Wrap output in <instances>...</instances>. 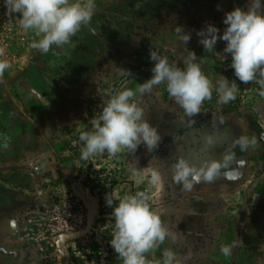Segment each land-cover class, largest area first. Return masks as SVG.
<instances>
[{
    "label": "rangeland",
    "instance_id": "obj_1",
    "mask_svg": "<svg viewBox=\"0 0 264 264\" xmlns=\"http://www.w3.org/2000/svg\"><path fill=\"white\" fill-rule=\"evenodd\" d=\"M248 4L249 0H95L89 25L82 26L68 44L53 45L42 54L31 47L40 39L35 30L22 29L19 17L7 14L0 0V60L9 64L0 76V229L4 230L0 247L21 248L0 249V264H123L110 246L115 220L105 197L109 194L115 207L137 192L148 195L151 209L171 233L146 254L150 264H163L168 249L175 253L174 264H264L261 91L243 84L238 111L224 113L218 96L203 102L194 117L169 96L166 84L151 92L138 91L152 76L150 49L181 69L194 51L195 62L215 87L226 77L222 71L232 69L231 55L224 53L222 40L206 52L197 32L212 24L222 35L225 14L235 7L246 11ZM177 26L191 34L186 45ZM233 77H226L229 84ZM126 89L136 92L130 102L143 109V118L158 129V147L149 152L141 144L135 152L124 149L115 156L105 152L82 160L79 136L91 130L92 117L100 114L108 98ZM188 134L215 135L203 152L192 151L189 162L197 166L222 161L241 135L255 137L257 143L245 152L234 149L235 178L221 176L194 185L191 191H182L173 174L159 173L153 183V172L169 165L160 150L170 139ZM64 204L81 205L85 218L55 237L54 255L46 259L35 249L41 240L30 222L31 216L36 218L31 212ZM222 245H234L230 255L220 252Z\"/></svg>",
    "mask_w": 264,
    "mask_h": 264
},
{
    "label": "clouds",
    "instance_id": "obj_2",
    "mask_svg": "<svg viewBox=\"0 0 264 264\" xmlns=\"http://www.w3.org/2000/svg\"><path fill=\"white\" fill-rule=\"evenodd\" d=\"M4 6L7 14L19 17L22 29L35 30L40 39L34 41L31 47L46 54L53 45L62 47L68 44L82 26L89 25L94 15L95 0H4ZM223 23L226 27L222 35L212 24L197 32L199 43L206 52L213 51L218 40H222L226 42L224 53L231 55L236 79L231 84L226 77L217 82L215 91L220 102L229 103L236 99L239 92L236 80L242 84L256 82L262 89L260 95L264 96V3L262 0H249L246 11L235 7L225 14ZM176 31L183 32L181 39L186 45L191 34L185 33L180 26ZM196 58V53L190 51L184 61L186 67L181 69L150 49L149 59L154 62L152 76L140 85L138 91L151 92L154 86L166 84L169 96L187 116L198 115L203 102L211 99L214 85L202 72L200 64L195 62ZM8 67L7 61L0 60V76ZM135 95L136 92L131 89L118 91L108 98L100 114L92 117L91 130L79 136L83 144L82 160L89 161L90 157L105 152L115 156L124 149L135 152L141 144L149 152L158 147L161 135L143 118V109L130 102ZM206 143H214L213 137H206ZM256 143L255 137L241 135L225 151L222 161H205L200 166L178 157L172 164L173 181L181 186L182 191H191L194 185L212 183L221 176L235 178L237 171L231 167L236 159L234 149L239 147L241 152H245ZM158 179L159 174L153 172V183ZM105 199L106 205L112 208L111 215L115 220L110 240L114 253L123 264H150L146 254L163 243L171 233L151 209L148 195L137 192L125 196L115 207L109 194ZM233 246L222 245L220 252L230 255ZM175 260V253L165 250L163 264H174Z\"/></svg>",
    "mask_w": 264,
    "mask_h": 264
},
{
    "label": "built area",
    "instance_id": "obj_3",
    "mask_svg": "<svg viewBox=\"0 0 264 264\" xmlns=\"http://www.w3.org/2000/svg\"><path fill=\"white\" fill-rule=\"evenodd\" d=\"M33 211L36 218L31 216L33 229L40 236L41 242L35 247L36 251L48 259L54 255L56 248L55 237L62 231L78 227L85 218L84 209L76 204L54 206L53 209ZM61 212V213H60Z\"/></svg>",
    "mask_w": 264,
    "mask_h": 264
},
{
    "label": "crops",
    "instance_id": "obj_4",
    "mask_svg": "<svg viewBox=\"0 0 264 264\" xmlns=\"http://www.w3.org/2000/svg\"><path fill=\"white\" fill-rule=\"evenodd\" d=\"M206 134H199L196 136H192L190 134L183 135L182 137H179L177 139H170L166 145L163 146V148L160 150V154L166 158V161H168L169 165L166 166V169L164 168L160 169V172L157 171V173H161L162 176L164 174L171 175L172 172V164L176 161L178 157H183L186 160H190V157H192V151H198L203 152L206 146ZM209 137V136H208ZM213 137V140L215 141V135H211ZM213 147V145H212ZM175 160V161H174ZM173 199V197H172ZM175 201V200H173ZM178 201H188L186 199H179ZM4 230L0 229V232L2 233ZM8 247L12 251H21L20 246L17 244L14 245H3L0 247V249H4Z\"/></svg>",
    "mask_w": 264,
    "mask_h": 264
},
{
    "label": "trees",
    "instance_id": "obj_5",
    "mask_svg": "<svg viewBox=\"0 0 264 264\" xmlns=\"http://www.w3.org/2000/svg\"><path fill=\"white\" fill-rule=\"evenodd\" d=\"M222 73L226 77H230L231 74L234 75V70L231 69V70H228V71H222ZM233 78L236 79L235 76ZM236 83L239 84V92L237 93V96H236L235 100H233V101H231L229 103H222V107H223V112L224 113H232V112H236V111L239 110L240 103H241V95H242V92H243V90H242L243 84L240 83L238 80H236ZM249 84L253 85L257 90L262 91L260 85L257 84L256 82H251ZM216 98H218V93L215 91V87H214L211 99L210 100H205L204 103L211 102V101H213Z\"/></svg>",
    "mask_w": 264,
    "mask_h": 264
}]
</instances>
